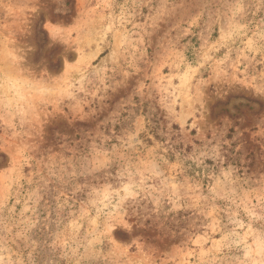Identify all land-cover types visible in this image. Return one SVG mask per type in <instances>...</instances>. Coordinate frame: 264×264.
Returning <instances> with one entry per match:
<instances>
[{"label": "rangeland", "instance_id": "rangeland-1", "mask_svg": "<svg viewBox=\"0 0 264 264\" xmlns=\"http://www.w3.org/2000/svg\"><path fill=\"white\" fill-rule=\"evenodd\" d=\"M0 264H264V0H0Z\"/></svg>", "mask_w": 264, "mask_h": 264}]
</instances>
